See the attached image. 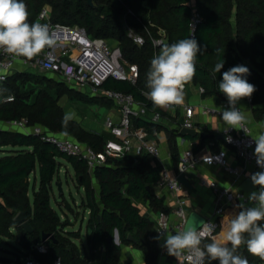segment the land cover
Instances as JSON below:
<instances>
[{"label": "trees", "instance_id": "1", "mask_svg": "<svg viewBox=\"0 0 264 264\" xmlns=\"http://www.w3.org/2000/svg\"><path fill=\"white\" fill-rule=\"evenodd\" d=\"M23 2L29 12V23L36 22L42 9L49 6L54 22L80 26L91 37L104 39L118 47L123 60L138 65L139 79L135 85L111 79L104 87L131 94L136 100L145 102L151 110L161 112L163 118L169 116L160 107H155L153 102L147 101L143 93L150 91L147 87V73L155 54L165 44L189 38L191 0H93V6L86 0ZM193 2L203 19L195 32V39L201 46L207 45V51L197 54L196 71L185 84L204 88V97L224 98L225 94L218 87L223 72L234 66L244 65L250 69L246 79L256 88L251 96L254 117L257 121L264 122V0ZM125 20L146 37L144 46H137L128 37L124 28ZM147 30L155 38L163 30L167 36L166 42L155 49L147 37ZM222 60L224 67L216 73L214 67ZM32 76L30 73H16L6 82L0 83V122L26 118L32 126H44L53 133L64 134L98 152L102 151L112 138L111 134L87 131L75 120L69 121L67 128H64L62 120L65 111L59 101L69 94L86 103H112L89 98L69 89L63 82L45 76H34L37 83L30 84ZM8 98L14 100L6 101ZM134 124L139 128L144 127L152 136L165 128L162 124H152L142 119L134 121ZM179 132V126L177 130L168 131L175 166L180 160L176 140L180 136ZM61 158L72 166L79 187L84 189L80 206L84 211H90L86 247L83 249L76 243L81 239V231H68L71 222L68 219L63 221L51 206L53 182L59 173ZM164 174L163 164L148 154L137 158L132 155L109 158L107 164L90 174L83 160L62 154L53 144L44 142L41 136L0 130V264H13V260L4 256L5 254L16 256L17 264H20L19 254H33L43 264H52L59 258L63 264H82L94 259L100 247L104 248L101 264H122L121 245H132L142 251L146 264H158L160 249L159 241L155 239L156 223L141 214L138 204L149 202L155 211H168L164 206V199L158 198L154 193V187L163 182ZM94 180L99 186L98 194ZM237 204L228 208L218 219L216 233L202 242V248L213 239L225 242L223 237L230 220L239 212ZM66 207L72 211L68 204ZM20 213L25 214L33 233L26 232L15 222ZM258 223L264 226V221ZM116 230L119 233V245L113 241ZM43 234H52L54 239L43 242ZM129 236L133 237L135 243L129 241ZM245 236L247 238V234ZM9 241L17 243L14 246L16 251L4 248L3 244L8 245ZM41 244L48 247L47 254H39L35 250ZM228 246H231L230 243ZM81 249L86 251L84 256ZM237 254L246 258L249 264H264V259L248 252L246 243L240 245ZM205 264H218V261L206 257Z\"/></svg>", "mask_w": 264, "mask_h": 264}, {"label": "built area", "instance_id": "2", "mask_svg": "<svg viewBox=\"0 0 264 264\" xmlns=\"http://www.w3.org/2000/svg\"><path fill=\"white\" fill-rule=\"evenodd\" d=\"M190 6L189 38L192 35L195 38V32L203 19L193 0H191ZM129 14L133 15L131 11H129ZM36 22L49 25L50 36L54 41L53 44L46 46L31 59L14 56L0 49V83L6 82L10 76L16 73H30L61 81L85 96L103 99L112 103L119 116V121L115 122L110 117L106 118L104 127L112 138L107 141L104 149L100 152L72 137L61 133H53L44 126H32L26 118L6 122V129L41 136L44 142L53 144L62 154L83 160L90 174H93L98 167L107 164L109 158H124L128 155L137 158L142 154H148L152 158L159 160L161 149L157 140V133L152 136L144 127H136L134 121L142 119L148 123L162 124L164 118L161 112L151 110L145 102L136 100L131 94L104 87L111 79L135 85L139 79L138 65L123 60L118 47L109 44L104 39L91 37L84 28L54 22L51 19L48 8L42 9ZM124 28L128 37L137 46L142 47L145 45L146 37L129 26L126 20L124 21ZM158 35L159 37L155 38L147 30V37L151 40L155 49L160 48L167 40L166 33L163 30H160ZM120 60H122V63ZM183 91L184 93L187 91L186 84ZM200 93H205L204 88L200 87ZM143 95L147 101L152 102L147 93H143ZM13 100V98L6 99V101ZM241 101H247L253 105L252 98H242L239 102ZM173 105L160 108V110L167 112ZM229 107L230 105L225 95L220 109L204 107L202 112L206 115L222 117V110ZM183 111L184 119L181 127L187 129L196 128L194 117L199 112V109L184 105ZM224 136V147L218 152L208 153L199 157V154H194L193 149L189 148L180 154V174L185 175L188 171L195 169L198 164H204L206 166L219 167L231 179L230 185L223 187L215 181L201 180L200 182L202 186L209 187L215 193L212 214L209 217H204L205 223L210 226L211 231L205 235L201 244L204 240L214 236L218 227L217 221L228 208H232L236 203H249V193H244L234 188L235 185L242 181L245 175L243 168L234 166L229 162V152L237 160L243 161L244 164H250L258 171H264L257 165L254 155L255 142L251 137L253 136L251 129L246 123L243 129H229L227 133L224 132ZM226 136H231V142H228ZM205 156L211 157L210 163L205 162ZM178 176L171 178L165 170L164 180L160 184L170 190L175 199L174 205L170 207V212L160 211L156 216L157 236L159 231H164L165 229L173 231L170 216H174L180 221L176 225V231L182 230L187 221V200L182 196L184 185L178 182ZM85 212L89 217L90 211ZM200 247L202 248V245ZM35 250L39 254L48 253V247L45 244L36 246ZM100 250L104 251V248L101 247ZM189 256L190 253L185 250L180 256L176 257L173 264H195V258L189 259ZM58 262L63 264L60 258L52 264H58ZM20 264L43 263L33 254H29L20 259ZM203 264H205V260Z\"/></svg>", "mask_w": 264, "mask_h": 264}, {"label": "clouds", "instance_id": "3", "mask_svg": "<svg viewBox=\"0 0 264 264\" xmlns=\"http://www.w3.org/2000/svg\"><path fill=\"white\" fill-rule=\"evenodd\" d=\"M28 17L29 12L23 0H0V49L14 56L31 59L46 46L53 44L49 25L29 23ZM206 51L207 45L201 46L193 35L161 47L160 52L152 58L147 73V87L150 89L147 95L155 107L183 103L184 85L196 71L197 54ZM223 67L224 60L219 61L214 71L219 73ZM249 74L248 67L238 65L223 72V78L219 81V91L226 95L230 105L228 109L222 110L225 133L229 129H243L247 122V116L237 104L242 98H251L256 91L255 86L246 79ZM74 118V112L65 113L62 126L67 128L69 121ZM212 128L218 129L215 126ZM251 137L255 142L257 165L264 169V132ZM226 139L228 142L232 140L231 136H226ZM204 160L210 163L211 157L205 156ZM249 175L253 185L258 186L259 190L249 194L248 204L241 202L236 205L239 212L230 220L224 233V243L213 239L203 248L200 247L202 239L211 231L210 226L204 222L200 228L186 226L175 233L165 229L159 231L155 239L163 238L162 247L167 250L168 255L178 257L187 250L190 253L189 259L195 258V264H203L206 257L218 261V264H249L246 258L237 254L240 245L246 243L249 253L264 259V226L258 223L264 221V171Z\"/></svg>", "mask_w": 264, "mask_h": 264}, {"label": "crops", "instance_id": "4", "mask_svg": "<svg viewBox=\"0 0 264 264\" xmlns=\"http://www.w3.org/2000/svg\"><path fill=\"white\" fill-rule=\"evenodd\" d=\"M197 87H198L196 91L197 100L194 101L193 104H190L189 99L186 98L185 96L186 93L185 92L183 103L180 105L174 104L173 107L169 111H167L169 116L166 119L164 118V121L162 123V125L165 128L157 132V140L159 142L161 149V155L159 161L163 164L165 170L167 171V173L170 175L171 178H175L178 175H180V170H179V163L177 164V166H175L172 159L171 150L168 142V131L177 130L178 126H179V130H181L182 128L181 125L184 119L183 116L184 105L193 106L199 109V112H197L196 116L194 117V122H195V127L198 128L201 132L212 134L215 137L224 135L223 129L225 125L224 122L222 121V117L210 116L202 112V109L204 107L220 109L223 103V98L217 96L204 97L203 94L200 93V86ZM237 106L238 108H241V111L247 116L248 119L246 124L250 127L251 134L253 136H256L259 133L264 132V122H259L255 119L253 114V105L249 104L247 101H241L237 104ZM108 117L112 118L115 122L119 121V116L117 115L115 108ZM90 124H92L93 130L87 129L83 126L84 129L91 132L93 131L94 133H98V134L103 132H108L104 127V123L102 127L96 126L94 123H90ZM212 126H215L218 129L213 130ZM95 127L97 129L94 130ZM2 129L7 130L6 127L0 126V130ZM176 140L180 154L184 150L192 148L194 154H199V157L204 156L208 153L218 152L224 147V141L216 140L215 138L202 140L198 136L195 139H183L179 136L177 137ZM229 162L234 166H238L244 169L245 177L242 178V181H240L237 185L234 186L236 190H238L239 186L245 179L250 178L249 175L250 173L258 172V170L254 168V166L250 164L246 165L243 163V161L237 160L231 152H229ZM185 177L191 185V188H187L184 186L182 190V196L187 200V207H186L187 219L192 212H197L203 217H209L212 214L213 203L215 200V193L209 187L202 186L200 184L201 180H206L210 182L215 181L218 182L221 187H223L230 185L231 179L219 167L208 166V165L206 166L204 164H198L195 169L188 171L185 174ZM94 186L98 194L99 186L95 180H94ZM258 190L259 189H257L256 191ZM154 193L158 198L164 199V206L167 207L168 209L167 212H170V207L174 205V199H175L172 192L167 188H165L164 186L156 185L154 187ZM248 193L250 194L251 192ZM138 207L141 211V214L144 217L150 218L153 221H155L158 212L163 211V210L155 211L149 202L139 203ZM170 219H171V228L173 229L172 232L175 233L177 232L175 230L176 225L180 221L174 216H170ZM158 241H159V249H160L158 264H173L175 257L168 255L167 250L162 247L164 243L163 238H161ZM81 246L82 249L84 248V246L86 247V241L83 242ZM121 248H122L121 251L122 264H146L145 255L142 251L134 248L132 245L130 246L121 245ZM100 249L101 247L98 248L96 257H94V259L88 260L87 262H84L82 264H101L104 251ZM84 252L86 251L84 250L82 251L83 256H84Z\"/></svg>", "mask_w": 264, "mask_h": 264}, {"label": "rangeland", "instance_id": "5", "mask_svg": "<svg viewBox=\"0 0 264 264\" xmlns=\"http://www.w3.org/2000/svg\"><path fill=\"white\" fill-rule=\"evenodd\" d=\"M47 8L51 10L49 6H47ZM120 61L122 63V60ZM34 76L37 75H33L31 77L30 84L37 83V78ZM197 89L198 87L194 84H189L187 86L185 96L189 99L190 104H193V102L197 100ZM89 98H91V96ZM59 104L63 107L65 113L74 112V119L79 121V123L85 128L91 130H93V126L90 123H94L96 126L102 127L104 121L108 116H110V113L113 112L114 109V105H108L101 101L86 103L70 96L69 94L60 99ZM0 126L7 127V124L6 122H0ZM95 129L97 128L95 127L94 130ZM59 161L61 162V167L57 177L53 182V190L51 192V206L60 214L63 221L68 219L71 222V226L67 229L68 231H81V239L76 241V243L82 248V243L86 241L88 220L87 213L80 206L85 192L83 188L79 187L76 181L74 169L69 164V162L64 158H61ZM58 180H61L62 182L63 197H59L58 189L56 187V182H58ZM38 185L39 182H37L36 186L38 187ZM67 204L70 206L72 211L66 207ZM3 246L6 248V250L14 252L16 251L14 246H17V243L14 241H9L8 245L3 244ZM4 256L11 258L13 260V264H17L15 262L17 259L16 256L10 254H5ZM18 257L22 259L24 255L19 254Z\"/></svg>", "mask_w": 264, "mask_h": 264}, {"label": "water", "instance_id": "6", "mask_svg": "<svg viewBox=\"0 0 264 264\" xmlns=\"http://www.w3.org/2000/svg\"><path fill=\"white\" fill-rule=\"evenodd\" d=\"M88 2L89 5L93 6V0H86ZM118 52V50H117ZM179 135L185 139L186 137H190V138H196V137H200L202 140H206V139H213L215 138L216 140H225V136L224 135H220V136H214L212 134L206 133V132H201L198 128H193V129H187V128H181ZM178 182L181 183L182 185H184L187 188H191V185L189 183V181L186 179L184 174H180L177 178ZM56 187L58 189V193H59V197L62 196L63 194V186H62V182H56ZM258 189V186L253 185L252 181L250 178L245 179L241 185L239 186L238 190L244 193H248V192H253L256 191ZM15 222L17 223L18 226H20L21 228H23L26 232L28 233H33V229L31 227V225L29 224L26 216L24 213H20L17 215ZM202 222L205 223V218L200 215L197 212H192L186 223L185 226H194L196 228H200ZM90 232V231H89ZM91 233V232H90ZM50 239H54V236L52 234H43L42 240L43 242H46ZM129 241L135 243V240L133 239L132 236H129ZM109 241H112V239H109ZM113 241L116 244H120V238H119V233L116 230L115 231V235H114V239ZM175 257V256H174ZM176 259V257H175Z\"/></svg>", "mask_w": 264, "mask_h": 264}]
</instances>
